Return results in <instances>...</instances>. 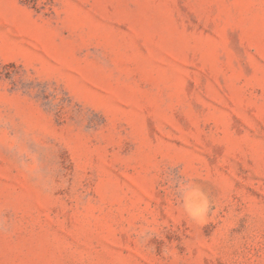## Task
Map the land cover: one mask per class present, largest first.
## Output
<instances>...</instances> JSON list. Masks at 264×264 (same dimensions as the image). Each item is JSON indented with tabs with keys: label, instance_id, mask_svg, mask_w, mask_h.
<instances>
[{
	"label": "rangeland",
	"instance_id": "rangeland-1",
	"mask_svg": "<svg viewBox=\"0 0 264 264\" xmlns=\"http://www.w3.org/2000/svg\"><path fill=\"white\" fill-rule=\"evenodd\" d=\"M0 264H264V0H0Z\"/></svg>",
	"mask_w": 264,
	"mask_h": 264
},
{
	"label": "clouds",
	"instance_id": "clouds-1",
	"mask_svg": "<svg viewBox=\"0 0 264 264\" xmlns=\"http://www.w3.org/2000/svg\"><path fill=\"white\" fill-rule=\"evenodd\" d=\"M206 205H199L195 207H189V214L194 218V219H199L203 212L205 211Z\"/></svg>",
	"mask_w": 264,
	"mask_h": 264
}]
</instances>
